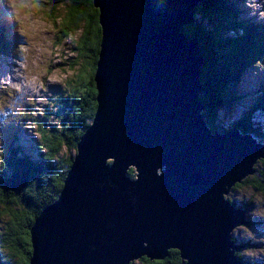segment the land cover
Listing matches in <instances>:
<instances>
[{
    "label": "water",
    "instance_id": "obj_1",
    "mask_svg": "<svg viewBox=\"0 0 264 264\" xmlns=\"http://www.w3.org/2000/svg\"><path fill=\"white\" fill-rule=\"evenodd\" d=\"M93 1L97 111L30 228L29 264H133L169 249L182 264H241L232 229L249 221L226 194L264 143L213 132L200 110L202 45L185 28L202 0Z\"/></svg>",
    "mask_w": 264,
    "mask_h": 264
},
{
    "label": "trees",
    "instance_id": "obj_2",
    "mask_svg": "<svg viewBox=\"0 0 264 264\" xmlns=\"http://www.w3.org/2000/svg\"><path fill=\"white\" fill-rule=\"evenodd\" d=\"M36 1L39 2L42 14L47 16L53 25L59 26V23L52 22L48 15L57 17L63 15L60 20V32L63 36L76 37L78 50L75 53L78 56L74 63L78 79L74 81L69 98L61 101L63 110H54L55 112L51 114L48 112L56 125L50 131L45 129L44 124L40 125L39 129H42L40 141L44 142V146L34 144L31 147L35 150L32 159L25 162L22 156L23 145L17 136L20 146L14 143L15 150H11L3 161L0 160V216L4 213L12 216L7 222L8 227L6 226L3 237L8 256L0 252V264H29L32 252L30 228L42 210L58 199L80 137L89 127L98 106L94 75L102 40L99 8L95 6L93 0ZM231 1L203 0L197 7L198 16L185 28L187 31L193 30L202 45L200 55L203 65L200 79L205 88L202 96L206 105L204 116L214 132L240 127L244 132V124L252 121L254 117L252 110H258L260 106L264 113V84L255 93L253 105L242 114L244 117L241 115L233 121H226L224 118L226 115L219 113V107H226L229 110L235 108L239 103L235 100L244 95L238 87L240 78L252 66L250 63L255 60L259 63L264 58V26L245 17L240 16L242 20L238 19L237 13L233 11L234 6L230 5ZM19 2L24 7V4ZM245 19L250 22H244ZM80 53L85 59L83 68L79 59ZM224 60L228 67L225 66ZM256 128L257 126L249 125L248 132L259 141L263 140L264 131ZM16 132L18 130L9 129L8 135L13 134L8 137L9 142ZM260 162L253 167L256 171L262 170L264 176V163L262 160ZM129 172L135 175L134 168ZM263 176L258 177L262 183ZM245 180L250 181V184L252 182L249 176ZM241 206L247 209L245 204ZM255 222L260 223L259 220ZM251 242L249 238H243L242 243L244 247L250 245L252 248ZM239 252L243 253L242 250ZM237 257L244 264H259L251 262L246 255V258ZM141 260L147 264H181V257L175 249H170L164 260H151L146 257Z\"/></svg>",
    "mask_w": 264,
    "mask_h": 264
},
{
    "label": "rangeland",
    "instance_id": "obj_3",
    "mask_svg": "<svg viewBox=\"0 0 264 264\" xmlns=\"http://www.w3.org/2000/svg\"><path fill=\"white\" fill-rule=\"evenodd\" d=\"M10 1H12L14 3L17 2V0H10ZM38 4H39V2L35 1L33 3V5H31V7L29 8L28 12L25 9H23L19 19H20L21 26L23 27V29L29 35L33 36L34 40L38 42V45L42 48H47L48 44H47L46 40L44 39V34L42 32H39V31L43 28H49V27H53V26L49 23H46L40 17L39 11L37 10V9H40ZM230 5L234 6L233 9H235V10H233V11L237 13L238 19L242 20L240 15L243 11V12H245V15L248 14L252 18L255 17V19H257V21H259V23H261L264 26V0H241V1L240 0H232ZM1 10L4 13L3 7H1ZM196 11H198V10H196ZM5 16H6L7 20L9 21L8 16L5 14H4V19H5ZM200 16L201 15H199V17ZM200 18H201V20H203L202 16ZM1 20H3L2 16H1ZM7 20L5 19L6 23H7ZM3 22H4V20H3ZM244 22H250V21L245 19ZM9 24H10V22H9ZM5 25L6 24H4V26ZM252 26H254V25H252ZM6 27H7V25H6ZM8 29H10L9 25H8ZM24 35H25L24 31H22L20 33V35H18V36H14V34H12L13 39L9 43L10 45L13 44L12 48L16 49L18 54L21 51V44L20 43L22 42L20 39V36L24 40ZM71 52H72V50H71ZM65 59L70 61V59L68 57H65ZM223 62L226 64L225 66L228 67L226 60H224ZM14 65L16 68H19L18 65L14 64V63H13V65L8 64L5 67V72L4 71L1 72L0 76L1 75L6 76L7 74L14 76L15 71L12 72V70H10V69L14 68ZM263 65H264V59H262V61L258 63V68H262ZM16 68H14V69H16ZM50 68H51V66H50ZM24 71H25L24 72L25 75H28L26 67H24ZM63 71H65V68H62L61 70L59 68H57L56 70H54L52 72L51 76L55 77V78H63V79H66L68 81V76L66 74L62 73ZM16 79L22 87L24 97L29 96V93L30 94L33 93V91L30 89V85L28 84V82L31 83V80L29 79L28 82L26 79L22 81L20 71H19V77H16ZM238 83H239L238 87L244 95L241 98L238 97L235 100V102H239V104L244 106V107H249V106L253 105L255 93L258 92L259 87H261L264 84V67L262 69H257V70H255V69L253 70L251 67L248 68L247 71L242 75V77L240 78V81ZM0 90L4 93V95H6L9 92L8 89H0ZM13 95L15 97V103L19 104V105H23V103H18V91L17 90H15ZM32 101H34V99H32ZM242 102L244 104H242ZM56 104L57 105L54 106V109L56 111H62L63 107L60 105L61 100L57 101ZM237 104H236V106H237ZM38 106H40V108H42V105L40 103H37V101L35 100V103L33 104V106L31 105L28 109L29 110H37ZM50 108L51 109H49V114L55 112L52 109V107H50ZM261 108L259 106L258 110H252V114L254 115V117L252 118V121L254 122V124L264 126V113L261 110ZM243 109L244 108L233 110V112L231 114L224 116V118L227 120L235 119V117L237 115H239V114L242 115L244 113V111H246ZM226 110H228V108H226V107L222 108L219 111V113L226 115L225 114ZM14 111H15V107H14L13 102L10 103V97L9 96H5L3 98H0V145L5 149L8 148L9 150H15V148H14L15 144L13 145V147H10L9 144L7 146V143L9 142V140L7 137V133H6L7 130L6 129H13L14 128V129H18L19 130L18 132H20V129L17 126L25 124L24 123V121H25L24 115L22 117L23 119H16V124H13V123L4 124L3 123L1 118H6L7 120H10L11 117H15V115L13 113ZM46 130L50 131V129H46ZM235 130L237 131V129H235ZM238 132L240 134H242L240 131H238ZM41 134L42 133L37 132L35 134H25L22 137L19 136L20 140H21V144L28 146V143H27L28 140L30 138H33V137H36V138H38V140H40ZM46 134H48V133H46ZM35 145H40V144H35ZM7 155L8 154L6 153V156ZM260 160H262V162L264 163V159H262V158H260L257 161V163H261ZM260 166H261V164H260ZM261 172H262V170L256 171L254 174L249 176L251 181H252L251 184H250V181L244 180V182H242L238 185H235L232 189H230L228 194H226V198L228 200H231L232 202L238 201L239 203L245 204L247 206L246 214L249 216V218L253 219L254 221L259 220L260 223L264 224V183H262L258 179L259 175L263 176V174ZM263 178H264V176H263ZM2 217L0 216V237L4 236V227H5L6 223L9 222L12 218V216L9 213H4L2 215ZM236 226H237V228L235 229ZM236 226L232 229L233 239L236 241L237 245L242 244V246H240L238 249L234 250L235 255L240 256L242 258H246L245 257V255H246L248 257V259L251 260V262H264V226L261 225V226H257V227H251V226L248 227L247 224H238ZM238 236H239V240H240L239 244L236 240V238ZM243 238L244 239L249 238L252 241L250 244L253 247L251 248L250 245L249 246L246 245L244 247L243 246L244 244L242 243ZM257 243H258V245H256ZM240 250H242V252L244 254L239 252ZM165 258H163V260ZM133 264H147V263L141 259H137V260H135V262ZM241 264H243V263H241Z\"/></svg>",
    "mask_w": 264,
    "mask_h": 264
},
{
    "label": "bare ground",
    "instance_id": "obj_4",
    "mask_svg": "<svg viewBox=\"0 0 264 264\" xmlns=\"http://www.w3.org/2000/svg\"><path fill=\"white\" fill-rule=\"evenodd\" d=\"M202 2H203V0H202ZM97 7V6H96ZM197 10V8L195 9V11ZM4 14L5 15H7L6 14V12L4 11ZM5 27V26H4ZM240 52V51H239ZM222 82V81H221ZM224 85V84H223ZM203 88H204V85H203ZM225 89V88H224ZM200 96V98H201V100H202V96H203V94H200L199 95ZM203 101V100H202ZM203 105H204V107L203 108H200V110H201V112L205 115V110H206V105L203 103ZM244 112H246V111H244ZM243 113V112H242ZM243 116V115H242ZM244 117V116H243ZM14 129V128H13ZM7 130V137H10L11 135H13V134H10V135H8L9 134V129H6ZM15 130H18V129H15ZM19 131V130H18ZM230 131V130H229ZM240 134V133H239ZM240 135H243V134H240ZM249 136H250V138L251 139H254V136H252V134L251 133H249ZM257 141V142H256ZM255 142H256V144H260V145H262V143H261V141H259L258 139L257 140H255ZM260 159V158H259ZM259 159H257L256 161H255V163H254V165L257 163V161L259 160ZM242 207V206H241ZM245 210V216L247 217V218H249V216L246 214V209H244ZM39 216V215H38ZM237 228V226L235 227V229ZM238 249V248H237ZM170 250V249H169ZM236 250V249H235ZM164 258V257H163ZM237 259H238V257H237ZM236 260V259H235ZM238 262H240L239 260H238Z\"/></svg>",
    "mask_w": 264,
    "mask_h": 264
}]
</instances>
